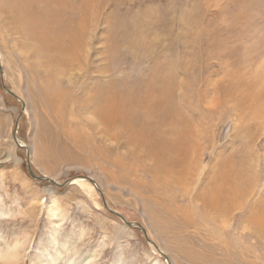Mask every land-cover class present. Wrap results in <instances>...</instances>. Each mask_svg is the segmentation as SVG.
<instances>
[{
	"label": "rangeland",
	"instance_id": "374dc122",
	"mask_svg": "<svg viewBox=\"0 0 264 264\" xmlns=\"http://www.w3.org/2000/svg\"><path fill=\"white\" fill-rule=\"evenodd\" d=\"M15 1L0 0V264H264V227H246L264 203V0ZM108 90L146 96L141 129L116 122L128 152L91 118ZM148 104L174 117L160 150ZM28 154L37 175L94 182L37 180Z\"/></svg>",
	"mask_w": 264,
	"mask_h": 264
},
{
	"label": "bare ground",
	"instance_id": "6f19581e",
	"mask_svg": "<svg viewBox=\"0 0 264 264\" xmlns=\"http://www.w3.org/2000/svg\"><path fill=\"white\" fill-rule=\"evenodd\" d=\"M27 1V0H26ZM31 1V0H30ZM52 4L54 5H56L57 6V9H58V12L60 13V12H62V14H63V10H64V7L67 5V0H52ZM23 3H25V0H17V1H15V6L16 7H19V8H21L20 6H21V4H23ZM72 3H74L73 4V6L75 7L76 6V3H77V1L75 0V1H73L72 0ZM39 4H41V3H39ZM71 4V3H70ZM46 5V4H45ZM72 5V4H71ZM31 6V5H30ZM39 7L41 8L42 7V9L41 10H43V5H39ZM45 7V6H44ZM26 8V7H25ZM29 9V8H28ZM31 9V8H30ZM27 10V9H26ZM25 10V11H26ZM49 10V9H48ZM45 11V10H44ZM50 11V10H49ZM51 11H52V9H51ZM53 12V11H52ZM66 12V11H65ZM23 13H25V12H23ZM20 15H21V17H23V18H25V16L22 14V13H20ZM28 16V15H27ZM26 19V18H25ZM33 19V18H32ZM48 19V18H47ZM56 19H57V17H56ZM35 20H36V17H35ZM60 20V19H59ZM27 21V20H26ZM26 21H23V23L24 24H27L26 23ZM34 21V20H33ZM29 22V21H28ZM35 23H34V25H35V30H34V34H38L37 33V26H36V21H34ZM38 22V21H37ZM31 24V23H30ZM38 24V23H37ZM28 25H29V23H28ZM32 25V24H31ZM39 25V24H38ZM49 27V26H48ZM50 28V27H49ZM53 28V27H52ZM53 31V34L55 33L56 35L57 34H59L60 32H58L57 30H52ZM50 32V31H49ZM60 35H62V34H60ZM250 35V34H249ZM37 36V35H36ZM36 36H34V37H36ZM79 36V35H78ZM28 37V36H27ZM31 37H33V36H31ZM37 37H39V36H37ZM77 37V36H76ZM79 38V37H78ZM77 38V39H78ZM76 40V39H75ZM38 42V41H37ZM31 43V42H30ZM255 45V44H254ZM65 48V47H64ZM77 50H78V48H77ZM42 51V53L43 52H45V51H43V50H41ZM61 51V50H60ZM68 52V51H67ZM260 53H261V51H259ZM59 53V52H58ZM65 53V52H64ZM249 53V52H248ZM247 53V54H248ZM70 54V53H69ZM68 54V55H69ZM39 55H40V53H39ZM46 55V54H45ZM49 55V54H48ZM54 55V54H53ZM56 55L57 56H59L57 53H56ZM215 55V54H214ZM246 55V54H245ZM252 55V54H251ZM49 56H51V55H49ZM47 57V56H46ZM214 57V56H213ZM49 58V57H48ZM51 58H54V57H52L51 56ZM67 58V57H66ZM257 58V57H256ZM61 59V58H60ZM69 59V58H68ZM41 60V59H40ZM210 61V60H209ZM68 62V61H67ZM227 62V61H226ZM258 62V61H257ZM54 63V62H53ZM52 63V64H53ZM58 63H60V62H58ZM214 64V63H213ZM64 66V65H63ZM56 68V67H55ZM247 69V68H246ZM48 71V70H47ZM258 72V71H257ZM262 72V71H261ZM61 73V72H60ZM224 73V72H223ZM258 74V73H257ZM255 79V78H254ZM259 79V78H258ZM140 82V81H139ZM144 82V84L145 85H149V83L150 82H145V81H143ZM261 82V81H260ZM256 83V82H255ZM264 85V84H263ZM5 86V85H4ZM112 88V87H111ZM258 88H260V87H258ZM263 88V89H262ZM261 88V90H257V93H254V95L255 96H253V97H256L255 98V100L257 101V102H260L261 101V97L262 98H264V86ZM6 89L7 90H10V89H8L7 87H6ZM110 89V88H109ZM112 90V89H111ZM153 89H150L149 91H152ZM101 91H103L102 89H101ZM113 91H115V90H113ZM187 91V90H186ZM134 92H136V91H134ZM134 92H132V91H126V92H124V93H122L121 91H116V92H110V90H108V94H107V92H106V94H107V96L105 97V91H104V93L102 94V96H100L99 97V99L100 100H102V101H98V104H96V106H97V108H96V111H95V113L94 114H92L91 115V118L93 119V121H94V123H96L95 125H100V124H102V127H101V136H102V139H104L105 140V142L107 141V142H109L110 144H114V143H116V147L118 148L119 147V149H120V152H122V153H124V152H128L129 150H127V146H125V147H122L121 145H120V138H122L121 137V135H122V129H123V131L125 132V130H126V127H124L123 128V126H121V125H117L116 124V122H120V123H128L126 126H134V125H136V123H134V122H138V124L139 123H141V124H139L138 125V128L139 129H141L140 127H142V122H140L141 121V119H139V117H140V113H141V107L143 106V104H147L146 102H144V99L142 98V97H146V96H137V94L136 93H134ZM184 92V91H183ZM97 93V92H96ZM99 93H101L100 91H99ZM185 93V92H184ZM92 94V93H91ZM18 96V95H17ZM97 96V95H96ZM151 96V95H150ZM150 96H147L148 97V99L151 101L152 99H154V100H157L158 101V98H159V96H156L155 97V95H153V97H150ZM93 97H95V96H93ZM139 97H141V98H139ZM97 98L98 97H96V101H97ZM167 96H166V100H167ZM173 100V99H172ZM177 105V104H176ZM179 105V104H178ZM206 105V104H205ZM216 105V99H213L212 100V105L211 106H215ZM180 106V105H179ZM220 106V105H219ZM257 107V106H256ZM133 108H137V111H135ZM146 108H147V113H148V115H150V117H148L147 118V115L145 116V121H146V124H149L150 126L151 125H153L154 126V128L153 129H155V131H154V133H156V134H160V135H157V136H154L155 138H157V140H158V142H157V144L155 145V148L157 149V150H160L162 147H161V139H163L162 141V144L163 143H165V142H167L168 141V139L166 138V136L168 137L169 135L171 136V134L172 133H174L173 131H174V117H173V114H170V113H166V114H164L161 118H158L157 119V113H156V106H154V105H147L146 106ZM171 108V107H170ZM176 108V107H175ZM215 108V107H214ZM213 108V109H214ZM222 108V107H221ZM260 108H262V109H264V102L261 104V106H260ZM261 109V110H262ZM171 111V110H170ZM258 111H259V109H258ZM257 113V112H256ZM176 114V113H175ZM264 114V113H263ZM179 115H180V113H179ZM217 115V114H216ZM100 116H103L104 118H105V121H101L100 120ZM204 116V115H203ZM57 117H59V114L57 115ZM255 117V116H254ZM19 119V118H18ZM152 119V120H151ZM191 119V118H190ZM194 119V118H193ZM231 120V119H230ZM58 122H60V119H58ZM102 122H105V123H102ZM107 124L109 125V124H114L115 126L114 127H117L116 129H113V130H111V128H109V126H107ZM214 124V123H213ZM223 125V124H222ZM18 122H17V124H16V126H15V128H14V139H15V141H16V143L19 145V146H26L27 144L24 142V141H21V139L20 138H18V136H17V134H18ZM143 130V129H142ZM102 131H104V132H102ZM138 132V131H137ZM142 132H144V131H142ZM126 133V132H125ZM146 133H148V132H146ZM144 134V133H143ZM129 135V134H128ZM226 135H227V133L225 134V136H224V138L226 137ZM135 136V135H134ZM163 136V137H162ZM125 137V136H124ZM145 137H146V135H145ZM249 137V136H248ZM150 139V138H149ZM129 140V139H128ZM134 140V139H133ZM144 140V139H143ZM172 140V139H171ZM170 141V140H169ZM144 142V141H143ZM132 143H133V141H132ZM154 144H155V142H154ZM172 144V143H171ZM130 145V144H129ZM149 145V144H148ZM113 146V145H112ZM165 147H167V145L165 146ZM28 148V146L26 147V149ZM130 148V147H129ZM134 148V147H133ZM142 148V147H141ZM131 149V148H130ZM151 149V148H150ZM153 149V148H152ZM169 149H170V147H169ZM28 150H30V151H28V152H30L29 154H30V156L32 155L33 156V153H34V150H33V148H31L30 146H29V149ZM139 151V150H138ZM143 151V150H142ZM162 151V150H161ZM236 151V150H235ZM159 153H162V155L164 154V152H156V157H154V159H159V160H164L162 157H160V156H158L159 155ZM167 153H168V151H167ZM116 154V153H115ZM146 154H150V152H145V155ZM204 155V154H203ZM138 156V155H137ZM150 157H151V155H149ZM144 157V156H143ZM254 158H256V157H254ZM29 160V159H28ZM138 160V159H137ZM165 160H166V158H165ZM201 161H202V159H200ZM256 160H258V159H256ZM255 160V161H256ZM263 160V159H262ZM113 164H115V165H123L124 164V161L121 159V158H118V157H116V158H114L113 160ZM144 161V160H143ZM152 161V160H151ZM155 161V160H154ZM201 161H200V163H201ZM254 161V160H253ZM155 162H157V161H155ZM30 163V162H29ZM137 163V162H136ZM157 163H159V162H157ZM253 163V162H252ZM256 163V162H255ZM127 164V163H126ZM160 164L161 165H163V163L162 162H160ZM202 164V163H201ZM249 164V163H248ZM258 164V163H257ZM211 165V164H210ZM209 165V166H210ZM244 165V164H243ZM254 165V164H253ZM195 167V166H194ZM211 167H212V165H211ZM215 167V166H214ZM250 167H252V165H250ZM149 168V167H148ZM209 168V167H208ZM123 169H125V168H123ZM127 169V168H126ZM136 169V168H135ZM145 169V168H144ZM210 169V168H209ZM252 170V169H251ZM137 171V170H136ZM208 171V170H207ZM240 171V170H239ZM165 172V171H164ZM168 172V171H167ZM201 172V171H200ZM117 173V172H116ZM253 173V172H252ZM36 174V173H35ZM37 175V174H36ZM154 175V174H153ZM164 176V175H163ZM33 177V176H32ZM150 177H152V176H150ZM236 177V176H235ZM253 177V176H252ZM46 178L47 179H50L51 181H53L52 183L53 184H56L57 186H64V187H67L68 185H70L71 183H76V184H80V185H82V184H84V183H86V180H90V181H92V182H94L91 178H89V177H86V176H79V177H77L76 179H71V180H69V181H66V182H64L63 184H59L58 182H57V180H55V179H53V178H50V176L48 177L47 175H46ZM195 179V178H194ZM241 179V178H240ZM36 180V179H35ZM38 180V179H37ZM214 181H216V182H218V180L216 179V178H214L213 179ZM238 180V179H237ZM245 181V180H244ZM243 181V182H244ZM253 181V180H252ZM163 183V182H162ZM219 183V182H218ZM140 185V184H139ZM92 188H94L95 186L94 185H90ZM263 186V185H262ZM128 188V187H127ZM215 189H217V185H214L212 188H211V186H210V188H209V191H211V190H215ZM225 189V188H224ZM205 191V190H204ZM208 191V192H209ZM239 191V190H238ZM245 191V190H244ZM254 191V190H253ZM253 191H251V193L253 192ZM148 192V191H147ZM248 192V191H247ZM101 193H102V191H101ZM261 193V192H260ZM103 194V193H102ZM146 194V193H145ZM205 194V193H204ZM203 194V195H204ZM210 194H211V192H210ZM238 194V193H237ZM223 195V194H222ZM241 195H243V194H241ZM254 195V194H253ZM252 195V196H253ZM205 196V195H204ZM226 196V195H225ZM262 196H263V194H262ZM151 197V196H150ZM210 197V196H209ZM214 197L216 198L217 197V194H216V192H215V195H214ZM246 197H247V195H246ZM250 197V196H249ZM144 198V197H143ZM223 198V197H222ZM244 198V197H243ZM217 199V198H216ZM103 200H105L104 199V197H103ZM218 200V199H217ZM242 200V199H241ZM246 200V199H245ZM256 200V199H255ZM259 200V199H258ZM262 200V199H261ZM263 201V200H262ZM155 202V201H154ZM247 202V201H246ZM259 202V201H258ZM223 203H224V201H223ZM222 203V204H223ZM244 203V202H243ZM260 203V202H259ZM105 205H106V207L110 210V211H113V212H116V210H114V209H112V208H110L109 206H108V204L106 203V201H105V203H104ZM217 204V203H216ZM246 204V203H245ZM250 204H251V201H250ZM253 204V203H252ZM220 205H221V202H220ZM256 206V205H255ZM261 206V205H260ZM259 206V207H260ZM179 208V207H178ZM222 208V207H221ZM255 208V207H254ZM261 209L259 210V211H256L257 212V214H259V215H256L255 216V218L253 219V221H252V219L250 218V220H248L247 221V224H246V227H247V229H249V230H256V229H260V228H262V227H264V215L262 214V212H264V203H263V205L260 207ZM177 209V208H176ZM239 209V208H238ZM253 209V208H252ZM221 211V210H220ZM235 211V210H234ZM253 211V210H252ZM255 213V212H254ZM253 213V214H254ZM220 214V213H219ZM226 214V213H225ZM122 215V214H121ZM252 215V214H251ZM253 216V215H252ZM124 217V216H123ZM123 220V219H122ZM128 224L129 223H133V225H130V226H136V228H139L140 230H144L145 232H146V230L144 229V227L142 226V225H140V224H138L137 222H129V221H126ZM143 228V229H142ZM258 230H256V231H258ZM263 236H264V233L262 234ZM147 239H149L148 237H147ZM149 241H151V243H153L152 242V240L151 239H149ZM158 249V248H157ZM159 252V251H158ZM161 253H159L160 255H162V256H164L165 257V255L164 254H162L163 252L162 251H160ZM1 254V253H0ZM56 258V257H55ZM87 258H91V254H88L87 255ZM166 258V257H165ZM60 259V258H59ZM85 260H88L87 262H89L90 261V259H85ZM53 261V258L51 259V260H49L46 264H50L51 262ZM72 261V260H71ZM55 262V261H54ZM73 262V261H72ZM70 263V262H69ZM67 264V263H66ZM75 264H82V263H75ZM170 264H173V263H170Z\"/></svg>",
	"mask_w": 264,
	"mask_h": 264
},
{
	"label": "water",
	"instance_id": "95a60500",
	"mask_svg": "<svg viewBox=\"0 0 264 264\" xmlns=\"http://www.w3.org/2000/svg\"><path fill=\"white\" fill-rule=\"evenodd\" d=\"M28 159H29V154L27 156V163H28L29 173H30L31 176H33L34 178H36L38 180H47V181L53 182L50 179H47L45 175H42V176L36 175L34 169L32 168L31 164L29 163V160ZM116 213L119 216L122 217V215L119 212H116ZM129 225H133V223H129Z\"/></svg>",
	"mask_w": 264,
	"mask_h": 264
}]
</instances>
